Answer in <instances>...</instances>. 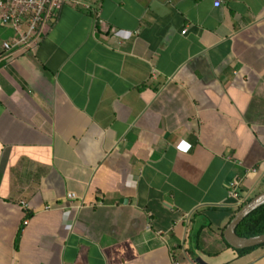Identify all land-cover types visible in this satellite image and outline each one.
<instances>
[{
  "label": "crops",
  "instance_id": "1",
  "mask_svg": "<svg viewBox=\"0 0 264 264\" xmlns=\"http://www.w3.org/2000/svg\"><path fill=\"white\" fill-rule=\"evenodd\" d=\"M215 1L72 0L28 49L4 31L0 264H264L223 238L231 182L264 191V0Z\"/></svg>",
  "mask_w": 264,
  "mask_h": 264
},
{
  "label": "built area",
  "instance_id": "2",
  "mask_svg": "<svg viewBox=\"0 0 264 264\" xmlns=\"http://www.w3.org/2000/svg\"><path fill=\"white\" fill-rule=\"evenodd\" d=\"M70 1L72 0H0V25L11 28L17 33L16 38L3 44L4 50L28 49L37 45L46 21L52 19L55 13ZM214 4L218 7L221 5V1L216 0ZM177 148L188 152L191 144L182 140L178 143ZM240 185V180L234 179L229 190V197L234 199L238 206H242L246 202V199L241 195ZM68 197L74 198L75 194L70 192ZM26 206L28 205L26 204ZM25 223L28 224V221Z\"/></svg>",
  "mask_w": 264,
  "mask_h": 264
},
{
  "label": "water",
  "instance_id": "3",
  "mask_svg": "<svg viewBox=\"0 0 264 264\" xmlns=\"http://www.w3.org/2000/svg\"><path fill=\"white\" fill-rule=\"evenodd\" d=\"M264 205V191L254 196L249 202L242 205L236 212L231 221L224 229L223 235L225 241L235 249H244L264 244V234L243 237L237 234L238 225L252 212ZM200 264H206L200 258L197 259Z\"/></svg>",
  "mask_w": 264,
  "mask_h": 264
},
{
  "label": "trees",
  "instance_id": "4",
  "mask_svg": "<svg viewBox=\"0 0 264 264\" xmlns=\"http://www.w3.org/2000/svg\"><path fill=\"white\" fill-rule=\"evenodd\" d=\"M237 234L243 237H251L264 234V205L248 215L237 227ZM224 238V237H223ZM256 247V246H255ZM255 247L238 249L244 252Z\"/></svg>",
  "mask_w": 264,
  "mask_h": 264
},
{
  "label": "rangeland",
  "instance_id": "5",
  "mask_svg": "<svg viewBox=\"0 0 264 264\" xmlns=\"http://www.w3.org/2000/svg\"><path fill=\"white\" fill-rule=\"evenodd\" d=\"M4 31H9L8 27L0 25V43H2V39L6 38V35H4ZM10 33V32H9ZM263 191V190H262ZM253 198V197H252Z\"/></svg>",
  "mask_w": 264,
  "mask_h": 264
}]
</instances>
